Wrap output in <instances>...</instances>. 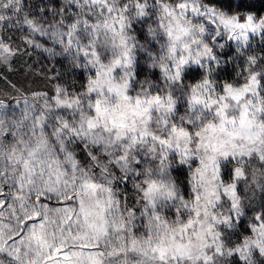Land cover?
<instances>
[{"label":"snow or ice","instance_id":"1","mask_svg":"<svg viewBox=\"0 0 264 264\" xmlns=\"http://www.w3.org/2000/svg\"><path fill=\"white\" fill-rule=\"evenodd\" d=\"M257 36L232 0H0V66L39 50L58 81L0 100V264H264Z\"/></svg>","mask_w":264,"mask_h":264},{"label":"rangeland","instance_id":"2","mask_svg":"<svg viewBox=\"0 0 264 264\" xmlns=\"http://www.w3.org/2000/svg\"><path fill=\"white\" fill-rule=\"evenodd\" d=\"M31 0H27L29 2ZM47 2V0H45ZM228 0H225L224 2H227ZM38 4H41L40 2ZM243 15V13H242ZM258 38L255 37L253 39ZM14 40H18V36H13ZM236 46L234 42H229L228 46ZM226 46V47H228ZM225 47V49H226ZM225 49L220 50L217 49L216 51L218 53H222ZM28 51L31 53L27 56H20L15 58L11 62V66L4 65L0 66V100H3L6 104H11L13 107L17 104V97L20 95L13 87L12 85H16L17 88H22L24 90V95L28 96L30 99V102H33L31 100V93L37 92V91H44L48 92L50 95L53 92V86L58 81L55 79H50V73L49 75H44V73H48L49 71V59L46 54H42L39 50L32 51V49H28ZM27 65V66H25ZM56 70H61L60 64L56 65ZM156 75H159V72L157 71ZM247 75V73H246ZM191 82H195V79L190 78ZM79 82H77L76 87L79 88L81 86V82L86 80V76L81 73L79 78ZM244 80V79H243ZM243 80L240 81V84L243 83ZM19 103L22 105L23 101L22 99L19 101ZM248 216H252V212H248ZM243 226H248V221H244ZM243 232V231H242ZM235 240V237L232 238Z\"/></svg>","mask_w":264,"mask_h":264},{"label":"trees","instance_id":"3","mask_svg":"<svg viewBox=\"0 0 264 264\" xmlns=\"http://www.w3.org/2000/svg\"><path fill=\"white\" fill-rule=\"evenodd\" d=\"M225 0H216L220 5H226L228 3L224 2ZM41 3V0H31L27 2L30 5H38ZM46 2V1H45ZM239 3L241 14H246L247 10H251L253 14L264 15V0H232L233 11H235V5ZM236 46H228L226 49L219 53L221 56L222 64L219 68L215 69L214 76L219 80L220 84L224 82L228 83H239L244 79V75H241V72L246 67L244 63V58L237 56L235 53ZM249 54L256 55L258 57H264V40H261L260 37L253 39L251 44V50ZM227 57V59H225ZM259 67V65H257ZM200 78V75L194 78L195 81ZM183 178V177H182ZM246 226L241 228V232L246 229Z\"/></svg>","mask_w":264,"mask_h":264}]
</instances>
